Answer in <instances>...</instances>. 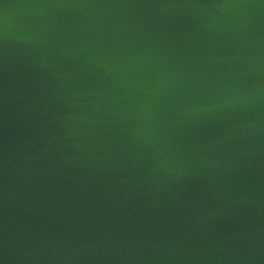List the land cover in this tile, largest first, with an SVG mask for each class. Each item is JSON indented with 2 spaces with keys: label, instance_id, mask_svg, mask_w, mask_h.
Instances as JSON below:
<instances>
[{
  "label": "water",
  "instance_id": "obj_1",
  "mask_svg": "<svg viewBox=\"0 0 264 264\" xmlns=\"http://www.w3.org/2000/svg\"><path fill=\"white\" fill-rule=\"evenodd\" d=\"M0 264H264V0H0Z\"/></svg>",
  "mask_w": 264,
  "mask_h": 264
}]
</instances>
